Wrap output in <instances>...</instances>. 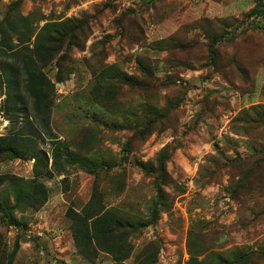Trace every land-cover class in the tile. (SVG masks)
I'll list each match as a JSON object with an SVG mask.
<instances>
[{
	"label": "rangeland",
	"instance_id": "1",
	"mask_svg": "<svg viewBox=\"0 0 264 264\" xmlns=\"http://www.w3.org/2000/svg\"><path fill=\"white\" fill-rule=\"evenodd\" d=\"M19 4L34 30L31 41L49 22L59 24L47 30L62 47L41 66L53 83L49 128L12 69L15 55L0 48V135L32 136L47 153L51 171V176L36 177L47 186L45 202L10 207L18 224L0 212L1 262L185 264L196 256L216 264L220 256L234 257L240 250L253 254L234 264H264V126L239 120L244 109L264 104V25L255 27L257 18L246 16L254 0ZM17 5L16 0H0V21L6 13L16 15ZM227 25L234 40L217 44L212 64L204 27L219 31ZM9 36L14 43L19 37ZM58 62L60 80L55 78ZM108 65L139 84L109 76L98 85L96 75ZM96 90L108 93L107 99L111 93L104 107L95 103ZM8 94L18 109L11 117ZM147 103L169 108L149 127L129 113H140ZM164 146L169 177L160 183L164 202L153 212L155 176L139 163L156 164ZM55 147L60 153L53 163ZM68 152L85 158L93 171L68 162ZM5 174L32 180L34 158L0 159V176ZM5 185L0 189L11 206L13 195ZM95 186L107 207L136 219L154 216L153 223L129 235L130 251L121 261L106 251L85 257L75 246L66 210H81Z\"/></svg>",
	"mask_w": 264,
	"mask_h": 264
},
{
	"label": "trees",
	"instance_id": "2",
	"mask_svg": "<svg viewBox=\"0 0 264 264\" xmlns=\"http://www.w3.org/2000/svg\"><path fill=\"white\" fill-rule=\"evenodd\" d=\"M18 5L15 7L18 12L16 15H6L0 21V48L8 47L9 51L15 55L14 65L15 74L18 78H21L22 83L25 85L26 92L33 99V108L43 125L49 128V108L52 105V86L53 83L48 79L46 74L41 69V66H45L51 60H53L62 47V41H54L55 37L51 36L47 30L50 25L55 27L59 24L46 22L35 35L31 41L34 30L30 26L25 16L20 13L19 3L20 0H16ZM247 17H256L257 21L255 27L264 25V0H254V5L249 9L246 14ZM262 17V21L259 20ZM246 18V17H245ZM224 23V22H223ZM61 27L56 28L60 30L63 23H60ZM66 26V25H65ZM230 25L222 26L219 31L210 29L208 26L204 27L205 35L208 40L206 43L209 61L212 64L217 60V44L222 41H230L233 37L230 30ZM72 28V27H71ZM11 33H17V42H13V38L9 36ZM22 32V34H20ZM59 34V31H56ZM27 33V36L21 37ZM237 36V35H236ZM26 42V44H23ZM28 51V52H27ZM6 52V51H5ZM19 60V62L17 61ZM58 70L56 73V80H60L59 70L61 69V63L58 62ZM105 73L100 72L96 75L98 85H101L107 77H120L122 81L131 85L139 84V80L133 76L127 75L122 71H118L113 65H108L104 68ZM108 70H112L109 72ZM147 70V69H146ZM101 88V87H100ZM106 94H102L96 90L95 103H98L104 107V104L111 97L107 99ZM6 100L12 102L11 106L7 109L9 116L17 112V107L14 106L15 100L10 94L6 96ZM113 100V99H111ZM115 105V103H114ZM117 106L111 107L112 110H117ZM110 109V108H109ZM169 108H161L151 103H147L143 106L140 113L136 111H130L131 115H135L134 118L140 122V118L145 119L142 125L149 127L151 121L156 119ZM243 112V111H242ZM244 114L240 116L239 120L247 122L251 125L257 124L264 126V104L255 103L250 106L249 109H244ZM235 122H237L235 120ZM245 128V127H243ZM235 131L242 129L241 126L234 128ZM60 151L55 147L52 152L53 163L57 160ZM34 158V177L32 180L27 181L22 177L14 174H5L0 176V184L7 186V191L13 195V204L10 206V198L5 191L0 189V212L3 213L11 223L18 224L16 219L12 218L9 210L10 207L20 206H34L37 207L46 201L48 196L47 186L37 176H51V171L46 168L48 164L47 153L37 148L35 140L30 135H25L21 132L8 133L0 135V159L5 158ZM168 154L167 149L164 148L160 152L156 164L140 162L139 166L147 173H152L155 176V188L157 190L156 200L152 206L153 212L159 209L161 201L164 202L163 194L164 190L160 183H164L169 177V173L166 170V160ZM68 162H78L87 172H92L94 167H90L85 158L79 157L77 153H67ZM45 168V170H44ZM66 215L70 218L72 237L78 251L85 257L96 256L99 251H106L112 255L115 260L121 261L128 256L130 251V244L128 237L130 234L137 232L140 227L151 224L154 222V216L150 219H136L133 216L127 215L124 212L119 211L114 207H107L102 199L97 186L94 187L90 198L82 206L81 210L77 211L72 206L66 210ZM253 253L243 252L238 250V254L234 257H219L216 264H234L236 261H245L250 258ZM12 258L9 259L11 262ZM0 264H4L1 262ZM185 264H209L203 259H198L196 256H190Z\"/></svg>",
	"mask_w": 264,
	"mask_h": 264
}]
</instances>
